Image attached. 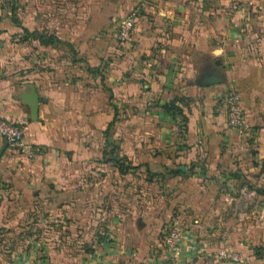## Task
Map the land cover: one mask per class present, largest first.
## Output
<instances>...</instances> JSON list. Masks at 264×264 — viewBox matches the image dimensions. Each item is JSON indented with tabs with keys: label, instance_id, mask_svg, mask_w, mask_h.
I'll return each mask as SVG.
<instances>
[{
	"label": "crops",
	"instance_id": "crops-1",
	"mask_svg": "<svg viewBox=\"0 0 264 264\" xmlns=\"http://www.w3.org/2000/svg\"><path fill=\"white\" fill-rule=\"evenodd\" d=\"M12 1L0 0V118L32 154L3 148L0 229L32 214L38 232L0 262L264 264V0ZM228 92L245 130L227 126Z\"/></svg>",
	"mask_w": 264,
	"mask_h": 264
},
{
	"label": "built area",
	"instance_id": "built-area-1",
	"mask_svg": "<svg viewBox=\"0 0 264 264\" xmlns=\"http://www.w3.org/2000/svg\"><path fill=\"white\" fill-rule=\"evenodd\" d=\"M136 9L129 10L118 21L116 39L118 42L128 41L132 34ZM226 102V122L231 129L245 130L247 123L242 118L241 111L238 105L236 93L228 92L225 97ZM23 126L19 123L8 121L0 118V138L6 143L7 148L11 150L20 149L26 155L32 154V149H26L22 141ZM180 236V230L177 227H171L164 237L167 247L171 248L175 245ZM219 255L232 262H240L241 256L237 253L219 251Z\"/></svg>",
	"mask_w": 264,
	"mask_h": 264
},
{
	"label": "rangeland",
	"instance_id": "rangeland-1",
	"mask_svg": "<svg viewBox=\"0 0 264 264\" xmlns=\"http://www.w3.org/2000/svg\"><path fill=\"white\" fill-rule=\"evenodd\" d=\"M0 14H3V12H0ZM42 216L45 218L48 215L46 214V215H42ZM37 218H38V216H36V215L28 214L26 216V221L28 224H26L23 227V229H21V230H14V227H12L11 229L4 232L0 229V253H2V251H4V250H8V252H9L11 243L16 242V241L18 242V241H22L25 239H29L32 237V235L37 234V232H38L37 229H34L35 227L33 228V226H32V224L36 223ZM46 220H48V219H46ZM61 231H62V229H61ZM40 233H38V234H40ZM44 234L45 235L48 234V231L45 230ZM56 249L59 250V252L67 253L68 250H71V247L56 246ZM47 250L48 249H44V252ZM0 264H3V263L0 262Z\"/></svg>",
	"mask_w": 264,
	"mask_h": 264
},
{
	"label": "trees",
	"instance_id": "trees-1",
	"mask_svg": "<svg viewBox=\"0 0 264 264\" xmlns=\"http://www.w3.org/2000/svg\"><path fill=\"white\" fill-rule=\"evenodd\" d=\"M12 1V0H10ZM10 13H11V21L13 23H16L17 20L15 18V7H14V2L12 1V4L10 5ZM24 33H26L27 35L35 38L38 43L40 45H47L51 42H55L57 41L56 38L52 35H49V36H43V35H40V33L36 30H27V29H23ZM165 111L168 112L170 115H174V110L176 109L174 106H173V103L170 102L168 104H165V107H164ZM225 114H226V103H225ZM115 164L118 166L119 170L120 171H123L125 168H127V166L124 165V162L121 161V160H116L114 161ZM261 192L264 193V183H263V187L261 189H259ZM101 232L102 231H96L95 235L97 237L98 240L102 239L103 238V235H101ZM168 233V232H167ZM166 233V235H167ZM93 246L91 247L90 245H88L87 247H85V250L86 252H89L90 250H92Z\"/></svg>",
	"mask_w": 264,
	"mask_h": 264
},
{
	"label": "water",
	"instance_id": "water-1",
	"mask_svg": "<svg viewBox=\"0 0 264 264\" xmlns=\"http://www.w3.org/2000/svg\"><path fill=\"white\" fill-rule=\"evenodd\" d=\"M31 102H32V107H33V110L35 108V105H36V102H37V95L33 92L32 95H31ZM6 145V143L3 141V145L0 147V156H1V153L3 151V148L4 146Z\"/></svg>",
	"mask_w": 264,
	"mask_h": 264
}]
</instances>
